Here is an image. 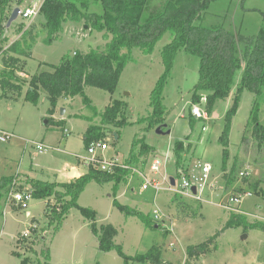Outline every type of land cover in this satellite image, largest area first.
Instances as JSON below:
<instances>
[{
	"label": "rangeland",
	"instance_id": "1",
	"mask_svg": "<svg viewBox=\"0 0 264 264\" xmlns=\"http://www.w3.org/2000/svg\"><path fill=\"white\" fill-rule=\"evenodd\" d=\"M42 0H23L21 11L40 6ZM42 16L32 20L20 17L5 31L8 45L21 37L23 30L34 28L35 44L28 47L30 57L18 58L13 65L20 70L11 85L20 87V95L3 93L0 87V132L13 137L0 142V179L12 178V187L0 198V264H123L115 251L100 252L97 239L91 232V222L83 217L78 208L96 213L98 226L111 225L118 234L114 243L121 246L126 256L144 255L150 248L158 247L162 264H264V145L258 146L251 138L247 126L253 107L258 108V121L264 125V90L255 95L243 91L239 104L228 128L226 173L235 164L230 181L223 179V147L218 142L225 127L227 111L231 108L236 88L241 79L242 68L234 75V84L225 100L216 101L209 115L204 111V100L195 106L191 103L194 86L198 81L199 60L184 51H178L165 77L161 91L164 109L163 134H156L160 126L150 125L152 92L165 73L161 49L171 37L165 35L155 46L153 53L144 55L132 49L130 59L122 71L113 93L86 88L85 95L97 114L113 101L124 104L125 115L121 126L102 125L99 117L86 108L81 96L61 99L49 120L46 96L40 93L36 105L24 100L28 82L36 72H51L65 57L90 50H103L110 36L104 37L86 25L84 21H67L62 25L57 40L51 45L43 43ZM197 24L221 26L243 36L256 35L264 25V0H218L211 2L206 17ZM0 55V74L3 67ZM205 97L207 94L198 92ZM61 111L64 112L61 115ZM51 120V119H50ZM191 121L192 124H191ZM99 127L104 136L101 143L106 150L99 157L110 160L116 157L127 172L123 181L113 183H88L76 200L78 208L69 209L63 221H52L45 216V207L56 208L67 198L60 187L53 188L57 196L50 199L31 200L22 209L12 203L11 194L29 191L30 183L61 184L68 178L72 166L85 174L88 166L81 158H89L84 146L89 126ZM168 131V134H165ZM245 138L243 142L242 139ZM141 140L151 147L148 154H140ZM183 141L181 161L176 167L173 147ZM99 142H93L95 147ZM46 147L39 153L35 145ZM101 155V156H100ZM153 160L160 163L156 173L150 170ZM203 164L211 167L208 180L201 186L195 181ZM240 172H247L245 180ZM157 182L159 191L148 187L142 190L144 180ZM173 178L175 185H169ZM190 180L187 195L176 194L183 180ZM75 179L70 178V182ZM257 185V193L252 191ZM3 192V191H2ZM249 193L250 196L244 194ZM239 198V203L230 202ZM113 202L128 207L147 218L145 227L137 217L119 212ZM161 215L155 219L152 211ZM232 219L233 227L224 229ZM259 226V229L253 227ZM223 230V231H222ZM222 231V232H221ZM27 232V237L23 234ZM221 232V233H220ZM217 233L219 236L210 241ZM206 244L207 253L189 258L187 248ZM49 257L45 258L44 250ZM16 252L18 255H13ZM138 264V263H132Z\"/></svg>",
	"mask_w": 264,
	"mask_h": 264
},
{
	"label": "trees",
	"instance_id": "2",
	"mask_svg": "<svg viewBox=\"0 0 264 264\" xmlns=\"http://www.w3.org/2000/svg\"><path fill=\"white\" fill-rule=\"evenodd\" d=\"M23 0H0V55H3V71L0 74V87L3 93L13 92L20 95V87L11 85L16 79L18 68L13 66L18 58L30 57L28 47L35 44L36 34L34 28L23 30L20 26L21 37L8 45L4 50L3 43L6 41V22L16 7ZM218 0H42L38 15L42 16L41 28L45 34L43 43L51 45L58 38L62 25L67 21L81 22L90 25L93 30L102 33L104 37L110 36L103 50H90L88 53H75L72 57H65L59 65L51 66L52 71L36 72L28 82V89L24 94V100L36 105L39 95L43 92L48 102L47 115L49 120L61 126L62 123L52 121L57 103L61 99L82 97L86 108L91 110L94 116L99 117L101 124L108 126H121L125 115V106L119 100H113L101 114H97L91 106L90 100L85 95L86 88H94L107 93H113L119 77L130 59L132 49H138L144 55L153 53L156 44L165 36L171 37L170 41L161 49L165 73L157 82L151 98L150 107L152 112L148 118L150 125L156 124L163 131L164 109L161 104V91L165 77L168 74L173 58L178 51L197 57L198 81L194 86L191 103L193 106L204 100V111L207 115L216 101L225 100L229 97L234 84L236 71L242 68L241 79L236 88L233 103L227 111L225 127L218 138L223 147V179L230 181L235 172V164L230 172L226 173L227 139L228 128L234 117L238 104L239 95L243 91L259 95L264 90V25L256 35L243 36L221 26H207L197 24L206 17V11L211 2ZM198 92L207 95L202 97ZM97 114V115H96ZM51 119V120H50ZM193 121H191L192 124ZM247 126H251V138L258 146L264 145V125L258 121V108L253 107ZM104 136L99 127L89 126L86 130L84 146L89 147L93 142H101ZM245 141V138L242 139ZM140 146V154H148L151 147L141 140L134 142L133 146ZM184 142L174 144L173 155L176 167H178L181 153L188 152L184 149ZM127 172L115 168L110 173L101 172L95 167H89L87 173L78 179L65 184L30 183L32 196L36 199L47 200L57 196L53 188L60 187L64 190L66 202L60 206V212L56 208L45 207L44 213L51 222H61L65 219L69 209L76 207V200L85 186L90 182L98 184L113 183L114 187L123 181ZM241 180H245L241 178ZM12 178L0 179V198L12 187ZM259 187L254 184L252 191L257 193ZM3 191V192H2ZM113 205L126 216L137 217L145 227L149 225L147 218L134 210L113 202ZM19 208H21L19 206ZM83 217L91 222L90 228L98 242L100 252L109 253L115 251L122 259L123 264H162L161 253L158 247H153L144 255L126 256L122 248L114 243L117 230L111 225L96 224V213L85 208H78ZM230 219L224 229L233 225ZM259 226L253 229H259ZM222 230V231H223ZM261 231H264L260 228ZM221 231V232H222ZM220 232V233H221ZM217 233L211 242L216 239ZM206 244L187 248L189 258L207 253ZM45 258L49 257L48 249L44 250ZM13 255H18L16 252ZM20 264H29L23 259ZM48 264V263H46Z\"/></svg>",
	"mask_w": 264,
	"mask_h": 264
},
{
	"label": "built area",
	"instance_id": "3",
	"mask_svg": "<svg viewBox=\"0 0 264 264\" xmlns=\"http://www.w3.org/2000/svg\"><path fill=\"white\" fill-rule=\"evenodd\" d=\"M39 9H40V6L26 8L22 11L20 10L19 17L22 20H32L38 16ZM12 137L13 136L10 134H7L5 132H0V142L6 143V142L10 141V139ZM35 148L41 154H43L47 151L46 147H44L41 144H36ZM106 148H107L106 144L103 142L97 143L96 147H95V144L90 145L87 148V154L89 155V158H81V161L85 162L86 165L88 166V168L89 167H95L99 171L106 172V173H110L115 168L126 169L127 167L124 168L125 166L123 164H121V162H119V160L116 157H113L110 160H105L102 157L98 156L99 154L96 152V150L100 151V154H102V152L104 150H106ZM159 166H160V163L157 160H153L150 164V170L153 173H156L159 169ZM210 171H211V167L208 164H203L201 166L200 173H199L198 177L194 178L197 183H200V184H198V186H201L203 183H205L208 180V175L210 174ZM247 175H248L247 172H240L239 177L241 179V178L246 177ZM139 176L144 180V183L141 186L142 190H147L148 187H151L155 191V193H157L159 191V187H158L157 182L153 181L151 183H148L145 181V178L143 175L139 174ZM180 188H181V190H179V191L174 190V192L176 194H180V195H182V194L187 195V191L189 189H192L193 187H192L190 180L184 179ZM244 195L250 196L249 193H246ZM10 198L12 200V203H14L16 206H20L23 209L27 205V203L31 200L32 194L29 191L18 192V193L11 194ZM230 202L239 203L240 199L239 198H231ZM152 215L155 219H159V217L161 216L157 210H153ZM23 236L27 237V232H25L23 234Z\"/></svg>",
	"mask_w": 264,
	"mask_h": 264
},
{
	"label": "water",
	"instance_id": "4",
	"mask_svg": "<svg viewBox=\"0 0 264 264\" xmlns=\"http://www.w3.org/2000/svg\"><path fill=\"white\" fill-rule=\"evenodd\" d=\"M19 12H20V9H19L18 7L14 8V9L12 10V12H11V14H10V16H9V18H8V20H7V22H6V26H5L6 29H8V28L11 26V24L17 20V18L19 17ZM63 114H64V112L61 111V115H63ZM155 132H156V134H163V133H164L160 127L157 128ZM168 133H169V132L166 131L165 134H168ZM68 177H69V178H73V179H78V178L80 177V175H79V173H78L76 170H72V171L69 173ZM169 185H170L171 187H173V186L175 185V181H174L173 178H170V179H169ZM191 192H192L193 195L196 194V190H195L194 187L191 189Z\"/></svg>",
	"mask_w": 264,
	"mask_h": 264
},
{
	"label": "crops",
	"instance_id": "5",
	"mask_svg": "<svg viewBox=\"0 0 264 264\" xmlns=\"http://www.w3.org/2000/svg\"><path fill=\"white\" fill-rule=\"evenodd\" d=\"M72 170H76V171L79 173L80 176L82 175V173H80L79 169H78L77 167H75V166H72V167L70 168V170L67 172L68 175H69V173H70ZM65 178H66V181H65L64 183H61V184H65V183H69V182H70V178H69V177L67 178V176H65Z\"/></svg>",
	"mask_w": 264,
	"mask_h": 264
}]
</instances>
